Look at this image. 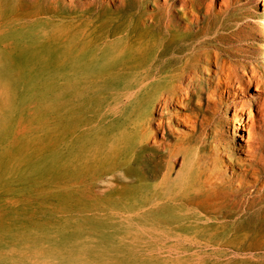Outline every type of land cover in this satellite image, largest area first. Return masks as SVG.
Instances as JSON below:
<instances>
[{
	"label": "rangeland",
	"instance_id": "1",
	"mask_svg": "<svg viewBox=\"0 0 264 264\" xmlns=\"http://www.w3.org/2000/svg\"><path fill=\"white\" fill-rule=\"evenodd\" d=\"M206 1L212 24L228 35L231 62L261 76L218 89L216 120L237 162L227 178L236 187L249 179L240 174L249 144L262 163L264 188L263 0ZM55 3L60 10L43 36L41 22L10 16L12 3L0 0V264H264V205L231 217L208 242L120 208L124 194L98 174L89 153L97 119L108 115L110 87L82 79L79 60L66 50L105 10H93L92 0ZM235 109L239 135L230 141ZM244 189L240 196L255 188Z\"/></svg>",
	"mask_w": 264,
	"mask_h": 264
},
{
	"label": "bare ground",
	"instance_id": "2",
	"mask_svg": "<svg viewBox=\"0 0 264 264\" xmlns=\"http://www.w3.org/2000/svg\"><path fill=\"white\" fill-rule=\"evenodd\" d=\"M1 1L12 3L10 16L41 22L43 36L49 32L45 22L60 10L56 0ZM92 1L105 17L87 22L66 50L79 60L82 79L110 87L108 115L98 117L89 153L98 174L124 194L120 208L130 216L148 214L157 226L203 235L207 242L231 217L253 215L264 205V188L258 186L262 163L248 144L240 174L249 179L236 187L227 178L237 162L216 120L217 94L219 87L261 76H248L247 66L231 62L228 35L212 24L210 3ZM239 112L230 118V141L238 139ZM245 185L255 189L240 196Z\"/></svg>",
	"mask_w": 264,
	"mask_h": 264
}]
</instances>
